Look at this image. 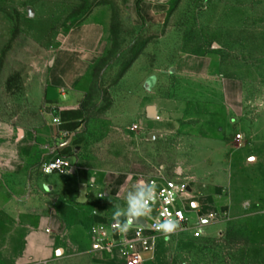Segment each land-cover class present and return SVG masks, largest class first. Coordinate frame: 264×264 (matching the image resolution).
Here are the masks:
<instances>
[{"label":"rangeland","instance_id":"1","mask_svg":"<svg viewBox=\"0 0 264 264\" xmlns=\"http://www.w3.org/2000/svg\"><path fill=\"white\" fill-rule=\"evenodd\" d=\"M99 6L112 13V45L82 85L72 153L95 182L38 214L56 240L51 264H119L91 229L123 222L114 206L160 176L184 185L194 225L214 218L199 237L161 241L145 264H264V0L145 1L141 14L125 0H0V124L41 121L54 56ZM228 108L239 115L230 129ZM113 184L125 193L108 194Z\"/></svg>","mask_w":264,"mask_h":264},{"label":"crops","instance_id":"2","mask_svg":"<svg viewBox=\"0 0 264 264\" xmlns=\"http://www.w3.org/2000/svg\"><path fill=\"white\" fill-rule=\"evenodd\" d=\"M125 1L137 4L140 0ZM145 1L167 4L173 0H142L141 12ZM111 45L112 13L108 6L96 7L70 29L56 53L58 57L54 56L42 90L41 121L29 129L0 124V264H51L56 240L50 235L49 220L43 222L38 214L47 210L51 199L55 201L56 193L68 194L74 186L86 189L94 184L93 175L82 170L72 156L77 149L74 134L82 119V85L93 76L95 66ZM154 108L156 118L150 119L156 121L158 130H167L171 123ZM234 115L238 114L228 108V129ZM58 156L77 167L75 174L42 172V165ZM110 187L108 194L125 193L120 192V184Z\"/></svg>","mask_w":264,"mask_h":264},{"label":"built area","instance_id":"3","mask_svg":"<svg viewBox=\"0 0 264 264\" xmlns=\"http://www.w3.org/2000/svg\"><path fill=\"white\" fill-rule=\"evenodd\" d=\"M59 120L56 119L57 123ZM45 175H72L77 167L70 164L63 157H56L44 163L41 167ZM148 182H154L157 186V200L152 206L149 217L143 218L140 224H132L129 231L121 233L117 230L118 223L98 224L91 229L96 247L115 252L119 264H145L144 253H152L154 260L158 244L161 241H169L172 238L186 232L193 231L197 237L202 234L205 223L214 218V214L200 219L193 224L191 206L184 200L185 187L175 179L167 177H149ZM171 217L179 221V228L170 238L165 239L161 231L155 225L165 218Z\"/></svg>","mask_w":264,"mask_h":264},{"label":"clouds","instance_id":"4","mask_svg":"<svg viewBox=\"0 0 264 264\" xmlns=\"http://www.w3.org/2000/svg\"><path fill=\"white\" fill-rule=\"evenodd\" d=\"M156 184L145 180H138L125 195V206L115 205V217H124L123 222H118L117 230L121 233L129 231L133 223H139L143 218L149 217L152 206L157 200ZM165 239L170 238L179 228V221L167 217L155 225Z\"/></svg>","mask_w":264,"mask_h":264},{"label":"water","instance_id":"5","mask_svg":"<svg viewBox=\"0 0 264 264\" xmlns=\"http://www.w3.org/2000/svg\"><path fill=\"white\" fill-rule=\"evenodd\" d=\"M147 113H148V116H149V118H151V119H153V118H156V115H155V108L153 107V106H149L148 107V109H147ZM157 137V134H151L150 136H149V139H154V138H156ZM141 223V221L139 222V223H133V224H140ZM59 252H61V251H59Z\"/></svg>","mask_w":264,"mask_h":264},{"label":"trees","instance_id":"6","mask_svg":"<svg viewBox=\"0 0 264 264\" xmlns=\"http://www.w3.org/2000/svg\"><path fill=\"white\" fill-rule=\"evenodd\" d=\"M142 0H140L138 3H137V10H138V13L141 14V7H140V3H141ZM105 60V57H103L99 63L95 66L94 68V71L93 73L97 72L99 70V67L100 65L103 63V61Z\"/></svg>","mask_w":264,"mask_h":264}]
</instances>
